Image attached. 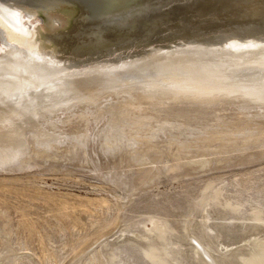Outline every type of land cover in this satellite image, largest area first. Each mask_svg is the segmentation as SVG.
<instances>
[{
    "label": "rangeland",
    "instance_id": "rangeland-1",
    "mask_svg": "<svg viewBox=\"0 0 264 264\" xmlns=\"http://www.w3.org/2000/svg\"><path fill=\"white\" fill-rule=\"evenodd\" d=\"M0 128L24 144L0 168V264H264V113L130 106Z\"/></svg>",
    "mask_w": 264,
    "mask_h": 264
},
{
    "label": "water",
    "instance_id": "water-1",
    "mask_svg": "<svg viewBox=\"0 0 264 264\" xmlns=\"http://www.w3.org/2000/svg\"><path fill=\"white\" fill-rule=\"evenodd\" d=\"M130 106L264 113V0H0V125Z\"/></svg>",
    "mask_w": 264,
    "mask_h": 264
},
{
    "label": "bare ground",
    "instance_id": "bare-ground-1",
    "mask_svg": "<svg viewBox=\"0 0 264 264\" xmlns=\"http://www.w3.org/2000/svg\"><path fill=\"white\" fill-rule=\"evenodd\" d=\"M146 112H148V111H146ZM145 118L148 119V117H144L142 119H145ZM139 122H137V123H139ZM9 130H4V129L1 130V128H0V144L2 143L1 146L3 148L0 150V168H2V166H4V165L6 166V164H8V163H11V161H13L15 158L17 159V157L19 155H21L23 152L22 147L24 144L22 143L21 134H18V132H16L15 130H13V131H11V130L9 131ZM14 132H16V133H14ZM1 146H0V148H1Z\"/></svg>",
    "mask_w": 264,
    "mask_h": 264
}]
</instances>
